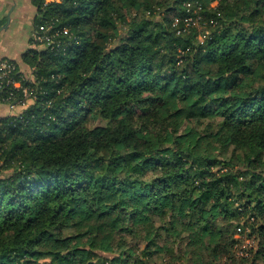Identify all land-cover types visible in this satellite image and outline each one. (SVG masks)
<instances>
[{
	"label": "trees",
	"instance_id": "16d2710c",
	"mask_svg": "<svg viewBox=\"0 0 264 264\" xmlns=\"http://www.w3.org/2000/svg\"><path fill=\"white\" fill-rule=\"evenodd\" d=\"M34 3L69 33L13 60L33 93L0 117V264H148L183 233L189 264H239L249 222L264 264V0Z\"/></svg>",
	"mask_w": 264,
	"mask_h": 264
},
{
	"label": "crops",
	"instance_id": "0c3cea01",
	"mask_svg": "<svg viewBox=\"0 0 264 264\" xmlns=\"http://www.w3.org/2000/svg\"><path fill=\"white\" fill-rule=\"evenodd\" d=\"M37 14L34 0H0V60L7 58L20 61L22 54L34 45L33 22ZM7 20L8 23L3 26ZM23 28L26 30L25 34L20 32ZM7 29H10V32H7ZM22 69L28 71L30 67L24 66ZM24 105L26 104H19L12 109L7 102L0 100V117L19 113L25 108Z\"/></svg>",
	"mask_w": 264,
	"mask_h": 264
},
{
	"label": "rangeland",
	"instance_id": "374dc122",
	"mask_svg": "<svg viewBox=\"0 0 264 264\" xmlns=\"http://www.w3.org/2000/svg\"><path fill=\"white\" fill-rule=\"evenodd\" d=\"M216 3L217 2H215V4ZM8 21L9 20H7L3 24V26H5L8 23ZM16 25L14 26L15 28H16ZM31 26H32V24H31ZM20 30H21L20 32L25 34L24 28L20 29ZM125 31H126V27H123V26L119 27V30L116 32V35L113 38L112 42H115V43L118 42L124 36ZM7 32H10V29H7ZM36 45L41 46L42 44L39 42H36L35 45H33V46L37 47ZM33 46H31V47H33ZM26 72L28 75H31L30 70H28ZM26 100H27L26 104H28L31 101L30 98H28ZM4 106L7 107L6 105H4ZM24 106H27V105H24ZM206 122H207V120L202 122V123H200V122H195V123H196V125L204 127ZM226 222H227L226 220L223 221V223H226ZM250 232H251L250 222L246 226V231L244 233L234 232V234H235V235L233 234L235 236L234 238H237L238 242L234 245H231L229 243L227 245L229 247L223 246L224 248H227L230 251H229V254L225 255L222 262H226V263L237 262L239 264H255V262L253 261V255H254V252L259 247L260 236H258L256 234L250 235ZM175 239H176V241L174 243H169V245H170V247H169V245L167 243H165V241H164V236H162L159 239V242L162 244H166V246L163 248L162 251L154 254L153 257L148 261V264H189L188 263L189 255L185 253V243L187 241L185 233L176 237ZM138 242L140 244V247L143 248L146 245L147 240H145L144 238H140V239H138ZM227 255H229L228 258H226ZM249 256H250V258H245V257H249Z\"/></svg>",
	"mask_w": 264,
	"mask_h": 264
},
{
	"label": "built area",
	"instance_id": "2783aa9c",
	"mask_svg": "<svg viewBox=\"0 0 264 264\" xmlns=\"http://www.w3.org/2000/svg\"><path fill=\"white\" fill-rule=\"evenodd\" d=\"M43 1L47 3L55 0ZM189 20H191V17H189ZM50 28L51 25H41L39 27L41 32L36 31L33 34L34 42H39L48 46L56 43V45L59 46L61 40L55 39L54 37L60 33H69V29L66 27L57 29L54 33L46 32ZM30 71V73H32L33 69H30ZM32 75L33 74L28 75L26 71L22 72L12 59L0 60V100L7 102L12 109L19 104H26V99L30 98L33 92L29 86L23 84V80L32 79ZM18 92H21V94L18 95Z\"/></svg>",
	"mask_w": 264,
	"mask_h": 264
}]
</instances>
